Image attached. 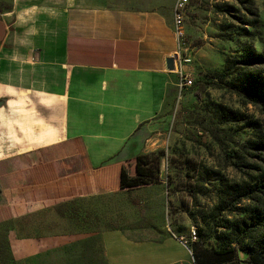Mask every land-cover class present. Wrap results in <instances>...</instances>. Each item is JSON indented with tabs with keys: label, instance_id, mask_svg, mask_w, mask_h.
<instances>
[{
	"label": "crops",
	"instance_id": "obj_1",
	"mask_svg": "<svg viewBox=\"0 0 264 264\" xmlns=\"http://www.w3.org/2000/svg\"><path fill=\"white\" fill-rule=\"evenodd\" d=\"M9 1L0 12V100L20 93L36 100L23 111L28 123L12 117L16 105L0 104L3 217L120 193L125 162L150 151L176 94L178 75L165 69V59L177 54L175 0ZM5 178L23 183L6 185ZM92 236L99 250L87 264L190 260L175 235L134 238L108 229Z\"/></svg>",
	"mask_w": 264,
	"mask_h": 264
},
{
	"label": "rangeland",
	"instance_id": "obj_2",
	"mask_svg": "<svg viewBox=\"0 0 264 264\" xmlns=\"http://www.w3.org/2000/svg\"><path fill=\"white\" fill-rule=\"evenodd\" d=\"M9 6V0H0V12ZM165 7L170 10L171 3ZM168 20L171 22V15ZM180 30L176 73L189 75L193 84L179 97L176 87L175 97L163 111L160 129L152 132L150 151L137 155L145 156L148 165L158 163L150 184L118 194L33 206L30 213L16 218L3 217L8 203L2 190L0 264H87L99 250L92 233L108 229H119L134 238L182 237L193 255L198 246L205 257L234 241L230 244L234 258L219 264H255L250 255L259 251L256 242L264 235V226L241 234L237 221L260 206L256 204L260 198L230 206L233 197L228 193L230 185L246 187L264 172V150L260 148L264 115L228 91L226 84L257 71L264 76V0H190ZM248 54L263 60L249 63ZM228 60L235 62L231 74L225 75L222 71ZM12 96L0 104L16 105L19 114L12 117L28 123L31 115L23 111L32 107L35 97L26 93ZM132 163L124 166L129 168ZM2 168L8 170L9 166ZM4 180L10 186L23 183ZM52 180H58L57 176ZM261 197L264 204V195ZM192 231L194 241L189 239Z\"/></svg>",
	"mask_w": 264,
	"mask_h": 264
},
{
	"label": "trees",
	"instance_id": "obj_3",
	"mask_svg": "<svg viewBox=\"0 0 264 264\" xmlns=\"http://www.w3.org/2000/svg\"><path fill=\"white\" fill-rule=\"evenodd\" d=\"M6 9L8 10L9 7H6ZM249 54L247 55L250 58L249 63L260 64L263 60L260 55ZM234 62L235 61L231 62V60H228L225 63L222 71L223 74H231V68ZM240 62L242 63L243 60L241 59ZM226 87L228 91L243 98L245 102L257 107L260 113L264 115V76L258 71L244 75L239 82L227 83ZM260 148L264 150V142ZM132 161L133 163L129 166L130 174L124 168L120 172L118 192H127L149 185L154 175L153 168H158V163L155 165H148V160L145 156H137ZM228 194L233 197L230 206H236L241 201L245 200H257V196L260 198L256 203L260 206L250 210V214H247L246 217L244 215L242 218L238 219L237 223H239L240 226L237 225V227L240 228L239 231L241 234H245L250 229L256 228L257 226H264V204L261 197L264 195V172L256 176L255 183L246 187L238 184L230 185ZM246 219L249 223H246ZM233 242L234 241H229L227 248L212 252V257H205L207 254H205L203 249L195 246V255H193L195 262L197 264H219V262L233 259L235 256L234 247H230V244ZM256 245L259 251L250 255V260L255 264H264V257L261 256L264 253V235L258 239Z\"/></svg>",
	"mask_w": 264,
	"mask_h": 264
},
{
	"label": "built area",
	"instance_id": "obj_4",
	"mask_svg": "<svg viewBox=\"0 0 264 264\" xmlns=\"http://www.w3.org/2000/svg\"><path fill=\"white\" fill-rule=\"evenodd\" d=\"M189 2H190V0H175L174 6H173V29H174V35H175L177 43H178V40L182 37V31L180 30L182 13L184 12V9L189 4ZM179 61L180 60L178 57V63H179ZM182 62L188 63L189 61L183 60ZM192 84H193V79L189 75H186V74H183L182 72H179L177 84H176L178 97L182 94L183 90L191 87ZM189 239L191 241L196 240V234L194 231L191 232ZM178 240L183 244V246H185V248L189 252L190 260H189L188 264H197L195 262V259L193 257V253H192L187 241H185L184 238H182V237H178Z\"/></svg>",
	"mask_w": 264,
	"mask_h": 264
},
{
	"label": "water",
	"instance_id": "obj_5",
	"mask_svg": "<svg viewBox=\"0 0 264 264\" xmlns=\"http://www.w3.org/2000/svg\"><path fill=\"white\" fill-rule=\"evenodd\" d=\"M165 69L166 71H177L178 70L177 54L165 59Z\"/></svg>",
	"mask_w": 264,
	"mask_h": 264
}]
</instances>
